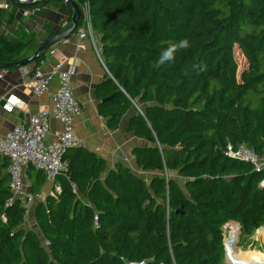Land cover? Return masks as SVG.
<instances>
[{
  "label": "trees",
  "instance_id": "obj_1",
  "mask_svg": "<svg viewBox=\"0 0 264 264\" xmlns=\"http://www.w3.org/2000/svg\"><path fill=\"white\" fill-rule=\"evenodd\" d=\"M76 1L91 5L109 72L95 92L99 112L116 131L135 111L128 132L153 146L133 155L158 176L149 184L87 149L66 154L61 194L36 209L45 247L24 227L23 201L10 203L9 165L0 162V264H224V226L239 224L242 239L264 229V170L226 155L245 145L264 158V0ZM183 39L189 47L158 65ZM43 43L0 31V64L22 61ZM237 52L247 62L240 72ZM27 172L37 195L46 176ZM262 256L238 258L253 264Z\"/></svg>",
  "mask_w": 264,
  "mask_h": 264
},
{
  "label": "crops",
  "instance_id": "obj_2",
  "mask_svg": "<svg viewBox=\"0 0 264 264\" xmlns=\"http://www.w3.org/2000/svg\"><path fill=\"white\" fill-rule=\"evenodd\" d=\"M4 1L7 0H0V2ZM24 11H29L31 14L25 16L23 14ZM2 14L4 16L0 30L2 33L18 41L34 39L38 42H45L58 30L68 27V21L71 19L73 11L62 2H48L43 8L35 10H24L13 4L10 12H2ZM37 20L40 21V27L42 28L40 35L31 30V25L35 24ZM79 43L78 34L75 33L70 39L55 45L57 48L55 56L49 55L47 51L45 59L37 67L33 63L20 69L0 71V76H2L0 78V137H5L14 127L26 123L31 115L53 107V97L59 87L58 78L55 77L52 80L51 88L48 92L41 97H36L26 86L31 77V74H25L27 71L31 73L35 69H40L50 73L61 62L66 66L74 65L76 74L72 78L71 88L81 110L80 115L74 121L78 146L68 149L65 155L68 154L69 157L76 149H87L100 156L109 169L121 164L150 184L158 176V173L140 169L133 151L138 148L152 147L153 145L143 139L134 137L128 132L129 121L135 115L134 110L129 111L123 117L116 131L108 129L107 119L99 112L101 102L97 99L95 92L99 84L107 81L109 73L100 63L91 44L86 42V50L78 51L77 45ZM11 99L18 107L14 113H8L4 108L6 102ZM60 128L59 123L52 120L50 134L60 130ZM0 162L10 165V160L4 157H1ZM65 162L68 163V158ZM8 169L9 167L4 170L5 174H9ZM27 171L25 173V193L32 194L30 189L33 179ZM51 190L52 184L46 180L39 194H44L48 197ZM40 203V201L36 200L32 204L33 223H31V226L29 225V228L25 229L37 233L43 245L47 247V243L35 219L36 209Z\"/></svg>",
  "mask_w": 264,
  "mask_h": 264
},
{
  "label": "built area",
  "instance_id": "obj_3",
  "mask_svg": "<svg viewBox=\"0 0 264 264\" xmlns=\"http://www.w3.org/2000/svg\"><path fill=\"white\" fill-rule=\"evenodd\" d=\"M74 1L78 4L76 0ZM80 9L82 23L77 29L80 40V43L77 45V50H86L85 43L89 42L100 63L107 70L102 57L100 38L94 31L91 5L85 3L80 5ZM11 10L12 5L10 2H0V11L10 12ZM23 14L28 16L31 12L24 11ZM31 28L34 33H38L37 35L42 33L39 20L35 24H32ZM48 54L55 56L57 54V48L55 46L52 47L48 51ZM25 74H31L26 86L36 97H41L50 90L52 80L55 77L59 80V87L54 94L52 108L31 115L26 123L14 127L5 137H0V156L10 160L8 170L10 190L13 195L10 203L15 199H20L28 211L36 200L45 203L47 199V196L44 194L33 195L25 193V173L29 168L32 167L36 171L45 174L47 182L52 184V190L49 196L57 198L61 194L62 187L57 182V179L68 168V164L64 160L66 151L78 146L74 121L80 115L81 110L71 88L72 78L76 74L74 65L66 66L61 62L50 73L35 69L31 73L27 71ZM4 108L6 112L14 113L18 107L11 99L6 102ZM136 108L141 112L138 107ZM52 120L57 121L61 128L50 134ZM226 155L253 164L257 171L264 170L260 158L245 145H240L237 148L229 146ZM230 224L231 222L223 228L224 264H231L227 258V241L230 232L233 228L240 231V225ZM127 264L146 263L128 262Z\"/></svg>",
  "mask_w": 264,
  "mask_h": 264
},
{
  "label": "water",
  "instance_id": "obj_4",
  "mask_svg": "<svg viewBox=\"0 0 264 264\" xmlns=\"http://www.w3.org/2000/svg\"><path fill=\"white\" fill-rule=\"evenodd\" d=\"M7 1L17 6H27L29 4H34L39 1H46L47 3L51 1L62 2L63 4L67 5L70 9H72L73 15L71 17L70 26L58 30L53 36L48 38L33 55L19 62L0 64V70L20 69L22 67H26L36 62L42 56H44L50 48L54 47L55 45L59 44L64 40L70 39L76 33L82 17L80 6L76 4L74 0H7ZM111 98L105 99L102 102L104 103L106 101H109L111 100ZM177 214L186 215L183 208L178 210ZM261 232H264V229H258L256 231V234L259 235Z\"/></svg>",
  "mask_w": 264,
  "mask_h": 264
},
{
  "label": "rangeland",
  "instance_id": "obj_5",
  "mask_svg": "<svg viewBox=\"0 0 264 264\" xmlns=\"http://www.w3.org/2000/svg\"><path fill=\"white\" fill-rule=\"evenodd\" d=\"M51 3H57V1H51ZM236 57L240 65L239 68V72H240V70L242 71L247 67V62L244 59V57H242L239 54V52L236 53ZM260 160L262 163V168L264 169V158H260ZM180 183H182V181ZM262 185H264V183ZM33 219H34L33 210L30 208L28 210L27 221L24 225L25 228H29L31 226V223H33ZM236 224L237 223L232 222L230 225H236ZM236 248L237 251L239 252L240 257L243 256L248 258L249 255L252 254L255 255V253H261L264 256V232H261L259 235L255 233L254 236L252 237H245L242 239L240 238V231H239V238L236 244ZM263 256L262 258H264Z\"/></svg>",
  "mask_w": 264,
  "mask_h": 264
},
{
  "label": "bare ground",
  "instance_id": "obj_6",
  "mask_svg": "<svg viewBox=\"0 0 264 264\" xmlns=\"http://www.w3.org/2000/svg\"><path fill=\"white\" fill-rule=\"evenodd\" d=\"M239 238V230L233 228L230 232L229 239L227 241V258L231 264H246L243 261H239V252L237 251L236 244ZM258 258V257H257ZM253 264H264V261L260 258L255 260Z\"/></svg>",
  "mask_w": 264,
  "mask_h": 264
},
{
  "label": "clouds",
  "instance_id": "obj_7",
  "mask_svg": "<svg viewBox=\"0 0 264 264\" xmlns=\"http://www.w3.org/2000/svg\"><path fill=\"white\" fill-rule=\"evenodd\" d=\"M189 47V42L186 39L180 40L177 43H173L169 45L167 48H165L159 56V59L157 61L158 65H162L165 62H171L174 58V54L179 49H186Z\"/></svg>",
  "mask_w": 264,
  "mask_h": 264
}]
</instances>
